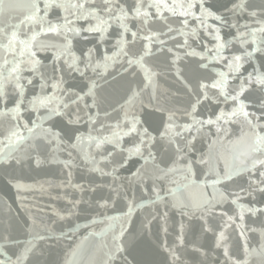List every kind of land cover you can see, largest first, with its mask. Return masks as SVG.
<instances>
[{
    "label": "snow or ice",
    "instance_id": "1",
    "mask_svg": "<svg viewBox=\"0 0 264 264\" xmlns=\"http://www.w3.org/2000/svg\"><path fill=\"white\" fill-rule=\"evenodd\" d=\"M0 264H264V0H0Z\"/></svg>",
    "mask_w": 264,
    "mask_h": 264
},
{
    "label": "water",
    "instance_id": "2",
    "mask_svg": "<svg viewBox=\"0 0 264 264\" xmlns=\"http://www.w3.org/2000/svg\"><path fill=\"white\" fill-rule=\"evenodd\" d=\"M82 222H83V221H82ZM97 230H99V229H97ZM83 234H85V233L82 231L81 235H83Z\"/></svg>",
    "mask_w": 264,
    "mask_h": 264
}]
</instances>
